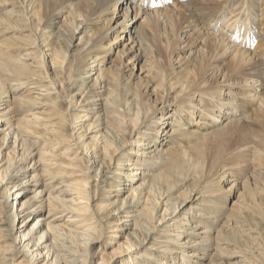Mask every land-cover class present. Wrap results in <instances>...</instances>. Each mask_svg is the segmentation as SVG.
<instances>
[{
	"label": "rangeland",
	"instance_id": "rangeland-1",
	"mask_svg": "<svg viewBox=\"0 0 264 264\" xmlns=\"http://www.w3.org/2000/svg\"><path fill=\"white\" fill-rule=\"evenodd\" d=\"M32 4L33 0H17L16 7L12 9L10 3H3L0 0V17L3 18L0 22V54H4L3 57L13 56L14 59L20 55L22 61L19 64L9 58V64L3 65L0 70V80L3 85L0 90V116L3 117L2 119L7 116L12 117L14 125L17 121L25 131L17 137V139L25 141L23 144L20 140L16 141L18 152L13 155V162L15 160L16 162L10 167L11 176L8 174L0 183V230H7L0 231V235L3 236L0 239L4 238L5 240L0 243V264H49L51 261L50 256L46 258L43 254L30 260L31 251H37L34 247H31L28 252L30 259L26 258L20 253L24 251L22 242H19L18 245L16 242L18 251L7 249V246L14 249L11 245V238L17 235L18 241L19 231H27L33 219L29 213L23 215L22 212L17 211L14 228L10 233L8 229L13 218L14 207L18 201L12 204L14 200L11 199L10 204L2 207V197L5 195L3 188L20 183L31 175L37 182L33 184L32 189L42 188L45 195L35 200V197L31 196L32 192L24 193L23 198L19 201L27 200L26 207H29L33 201H36L37 204L40 202L39 200L46 199L44 203H42L43 200L41 201L42 209L39 214H44L46 217L48 207L46 204L48 201H53L58 210L51 211L50 216L46 219H50L53 215L59 217L52 220L51 223L73 230L79 229L81 226L83 229L87 225L95 226V229L91 227L88 230L90 233L95 231V234H100L98 241L92 243L91 252L95 256L89 259L90 264H96L101 257L110 256L111 252L117 254L110 264H160L151 257L145 258V253H151V256L156 257H170L169 253H173L182 258L185 264H199L193 262L192 259H197L201 264H264V117L254 121L253 116L247 118L245 114H242L244 120L225 123L226 120L220 117L223 114L221 113L219 116L221 122L217 127L205 129L207 125L203 126V123L198 122L205 121L206 118L201 115V111L198 112L200 108H195L198 114L193 116L194 123L191 126L186 125V128L195 126L201 132L200 136L190 139V142L185 144L187 148L185 150L174 152L167 150L166 145H173V143H169L168 136L162 132L172 124L169 122L179 121V117L185 113V110L179 107L177 101L174 103L159 102L161 97L158 96L162 94L161 87L164 81L162 72H170L177 65L173 61L172 64H168V56L176 58L177 56L185 57L184 54H186L189 55L186 59L191 60L195 57L194 52L198 50V47L190 36L179 37V34L183 32L181 28H172L171 31H166L162 25H157L153 29L147 27L144 30L148 31L149 40H145L142 49L150 65H145L141 71L135 68L132 74L130 71L123 72L120 88L116 91V94L119 95L116 100L118 102L122 97L124 101L130 100L129 102L134 106L133 111L140 109V122L146 112L148 117L142 121L143 124L139 129L132 131L131 116L129 117L130 113L126 109L128 105L124 108L114 105L115 108L105 110L106 114L114 119V124L119 126L118 129L121 133L117 141L110 145L112 150L116 145L124 144V146L116 153L104 152L105 155H102V158H104V164L107 167L104 171L97 170L94 162L97 161V157L93 152L105 147L102 130L95 124H91L90 118L86 116L74 117L72 120L71 117L75 114L74 110L78 108L79 103L77 106L71 105L74 107L69 106V96L78 99L81 95L80 79L85 74L83 75L76 69L82 65L78 61L82 57V52L80 51L78 57L75 54L69 56L67 53H63L64 57L62 55L55 56L51 46H44L50 39H47V34L44 33L47 29L44 31L41 26L37 27L36 36L39 38L35 39L32 35L33 30L26 25L27 21H31L32 25L37 23ZM20 7L24 10V15L23 12H18ZM120 14L121 12L117 13L115 21L121 19ZM241 14L240 12L239 15ZM65 15L66 13H63L61 18ZM141 20L139 18L137 24ZM97 28L99 26L93 25L91 30H97ZM81 34L80 32L78 36ZM128 37L129 34L126 37L118 38L113 43L111 50L109 52L105 50L102 55L103 59L100 57L96 63L92 64L90 70L94 73L95 70L115 65L129 59V56H133L137 51L126 56V46L132 45L127 39ZM168 42L169 44H167ZM74 43L78 44L79 40L76 39ZM137 48L138 46L135 47V50ZM41 50L46 55V61H44L47 63L38 60L39 65L37 66L36 60L40 59L37 58V55ZM72 51L75 52V50ZM52 59L57 62L50 63ZM18 65L20 71L17 69ZM130 67H132L131 63ZM19 72L22 74L20 75ZM45 72L48 73L45 75ZM155 72L156 75H153ZM55 74L61 76L69 74L71 77L69 83H72L56 81V89H45V86H50L48 81H51ZM96 75L97 73L91 77ZM201 75L202 72H200ZM17 79L23 82L19 84ZM177 92L178 89L172 93L168 91L165 96L173 98ZM28 97L31 99L30 107H28L31 108L30 110L22 113L12 112V110L7 112L6 105L10 103L13 106V103L17 102L20 104ZM82 103L84 101H80V104ZM255 104L256 101L249 107ZM172 109L175 111L172 112ZM5 111L7 115L3 116L2 113ZM168 112H170V116L162 121L158 133L155 129L151 134L144 132L150 123H155L159 117ZM172 113H174V117H172ZM79 114L85 115L86 112L80 110ZM196 119H198L197 123H195ZM7 127L8 125L4 122L0 123V130L3 129L6 132L8 131L5 129ZM208 130L215 133L204 137ZM136 131L138 134H134ZM1 137L2 133H0V140H2ZM13 139L10 138L9 141ZM142 141H153L159 149H163L159 151L163 158V164H154L141 155L135 156L136 149L142 148L138 146ZM164 142L166 145H163ZM92 143L95 146H92ZM23 145L28 149L21 159ZM1 150L3 153L0 155V172L5 170L3 168L6 165L2 164L4 162L9 164L7 160L11 159V157L7 159L9 147ZM124 155L138 160V163H141V168L133 171L124 170L128 175L115 173V171H119V167L116 165L120 159H124ZM25 165L31 167L26 168ZM161 170H165L168 174L167 184L160 186L161 190L167 188V192L160 199L162 203L158 201L155 211L148 212L145 216L153 224L152 239L145 240L143 245L134 244L130 247L121 243L123 237L118 236L114 240L110 239L113 234L108 233L107 235L108 229L103 227L107 220L102 217L118 205L120 199H129L133 196V202L138 199L143 200L145 196L139 194L140 187H138L144 176L143 172L155 175ZM8 178L10 181L7 183ZM118 178L122 180V183L113 182ZM115 186H120L122 189L116 191L114 190ZM48 191L51 195H56L62 200L57 202L46 197ZM9 194L10 197L13 195L11 192ZM108 199L114 200L116 205L109 204ZM169 201H174L177 204L184 202V205L179 208L180 210L178 209L177 214L167 216L163 220L161 215ZM49 205L51 204L49 203ZM66 206H68V210L65 209ZM30 208L26 210L28 211ZM141 208L142 204L135 206V212L137 213ZM70 215L76 220L68 221ZM23 218L27 219L26 227H20V221ZM179 218L186 222V225H178V227H183L182 229L185 230L174 232L172 228L175 229L174 224ZM194 223H199V225L194 230L189 229V225ZM197 232L199 234H196ZM174 233L180 234V239L176 244H173V238H171L173 240L167 238L170 235H175ZM195 234L200 238H196ZM143 237L141 235V238ZM185 238L202 243L200 246L202 249L198 252L200 257H188L183 254V249H191V247H183L184 245L181 244ZM65 244L69 243L65 242ZM72 247L75 248V246ZM170 247L173 252L166 251L170 250ZM41 251L44 250L41 249Z\"/></svg>",
	"mask_w": 264,
	"mask_h": 264
},
{
	"label": "bare ground",
	"instance_id": "bare-ground-1",
	"mask_svg": "<svg viewBox=\"0 0 264 264\" xmlns=\"http://www.w3.org/2000/svg\"><path fill=\"white\" fill-rule=\"evenodd\" d=\"M182 1L185 2L183 3ZM2 2L10 3L13 9L16 7L17 0H2ZM32 8L37 23L32 25L31 21H27L26 25L30 26L33 30L32 35L35 39L39 38L36 36L37 27L41 26L43 30L47 29V31L44 30L46 32H43L47 34V39H50L48 40V44L44 46H51L50 48L55 56H63V53H67L69 56L75 54L78 57L80 56V51L82 52V57L78 60L82 65L76 69L82 72L83 75L85 74L80 79V84H82L81 95L78 99L69 96V106L74 104L77 106L79 103L78 108L74 110L75 114L71 117L72 120H74V117L81 118L82 116H86L90 118L91 124H95L96 127H100L102 130L105 147L96 149L93 152L94 156L97 157V161H94L97 170L101 169L104 171L105 167H107L104 164L102 155H105L106 152L116 153L124 146V144L116 145L115 149L112 150V146L110 145L117 141L121 133L118 129L119 126L116 123L114 124V119L109 114H106L105 110L114 107V105L115 107L121 106L123 108L128 105L126 109L130 113L129 117L131 116L132 131L139 129L143 124L142 121H145L148 117L146 112L140 122V109L133 111L134 106L131 105L130 100L124 101L122 97H120L121 99L118 102L116 100L119 97L116 91L120 88L119 84L120 79L123 78V72L130 71L132 74L135 68L141 71L145 65H150L142 49V44H144L145 40H149V33L144 30L147 27L153 29L157 25H162L166 31H171L172 28H181L183 32L179 34V37L185 38L190 36L198 47V50L194 52L195 57L191 60L186 59V57H189L186 54H184L185 57L177 56L176 58H170L168 56V64H172L173 61L177 65L170 72H162L164 81L161 87L162 94L158 96L161 97L159 102L174 103L177 101L179 107L185 110V113L179 117V121L169 122L172 124L162 132L168 136V138L166 137L168 142L173 143V145H166L164 142L165 144L163 145L167 146V150H172V152L185 150L187 149L185 144L190 142V139H196L200 136L201 132L195 126L186 128V125L191 126L194 123L193 116H197L198 114L195 108H200L198 112L201 111V115L205 116L207 120H200L198 122V119H196L195 123H203V126L207 125L205 129L217 127L222 117L223 120H226L225 123H235L244 120L241 116L242 114H245L247 118L253 116L254 121H258L264 117V0H33ZM23 11L21 7L18 9V12ZM118 12H121V19L115 21ZM240 12L242 13L241 15H239ZM63 13H66V15L61 18ZM139 18L142 20L137 24ZM2 19L0 17V22ZM222 19L224 20L220 23ZM200 24L201 27H199ZM93 25L99 26V28L91 30ZM212 30L214 31L212 32ZM80 32L82 34L78 36ZM128 34L129 37L127 39L130 40L132 45L124 47L126 56H129L134 51L137 52L133 56H129L127 60L118 62L115 65L112 64L106 68L102 67L93 73L90 70L92 64L96 63L100 57L103 59L102 55L105 50L109 52L113 43L118 38L126 37ZM175 36L177 37V34ZM76 39L79 40L78 44L74 43ZM136 46L138 48L135 50ZM72 50H75V52ZM3 55L0 54V70H2L3 65L9 64V58L13 59L14 62H19V64L22 62L20 55L15 59L13 56L3 57ZM37 58H40L36 60L37 66L39 65L38 60L47 63L45 62L46 55H44L43 50L37 55ZM51 62L54 64L57 61L52 59ZM130 63L132 67H130ZM17 69L20 71L19 65ZM161 69L166 70L164 68ZM200 72H202L201 76ZM1 73L3 72L1 71ZM47 73L45 72V75ZM96 73L97 75L92 78L91 76ZM19 74L21 75L22 72H19ZM153 75H156V72ZM70 80L69 74L65 76L55 74L54 78L48 81L50 86H45V89H56V81H66L67 84H71L72 82L69 83ZM22 82L19 81V84ZM2 87L3 85L0 80V90ZM154 87L156 88V86ZM177 89L178 92L175 97L169 98L165 96V94H168V91L172 93ZM65 95L68 96V94ZM30 100V97H28L26 101L20 104L18 102L13 103V106L9 103L6 105L7 112L12 110V112L22 113L30 110L31 108H28L31 104ZM80 101H84V103L80 104ZM254 101H256V104L249 107ZM80 110L81 112H86V114L80 115ZM174 111L175 109L172 112ZM7 112H3V116H6ZM221 113L223 114L221 115ZM163 115L155 123H150V126L144 132L151 134L153 133V129H155L156 133H158L160 130L159 126L164 119L170 116V112ZM171 115L174 117V113ZM2 118L0 116V123L4 122L8 125L5 128L8 131L0 130V133H2L0 155L3 153L2 148L9 147L7 159L10 157L11 159L7 160L9 164H6V162L2 164L6 166L3 168L5 170L0 172V183L8 174L11 176L10 167L16 162V160L13 162V155L18 152L16 141L20 140L17 137L19 134L25 132L17 121L14 125L12 117L7 116L4 119ZM213 133L215 132L208 130L204 137ZM134 134H138V131ZM10 138L14 139L9 141ZM20 141L23 144L25 140ZM93 145L95 146L94 143H92ZM138 146L142 148L136 149L134 152L135 156L141 155V157L143 156L151 160L154 164L164 163L159 153L163 149H159L155 142L142 141L139 142ZM27 149L28 147H24L23 145V156L21 159H23ZM140 165L141 163H138V160L124 155V159H120L117 163L116 166L119 167V171H115V173L128 175L124 170H138L141 168ZM25 167L31 166L25 165ZM143 175L138 187H140L139 194H143L145 198L143 200L138 199L136 202H133V196L129 197V199L123 198V200H119L118 205L115 204L114 200L110 201L108 199L109 204L116 206L102 217L107 220L103 225L105 229H108L107 235L108 233L113 234H111L112 236L110 237L112 238L110 239L114 240L118 236L123 237L121 243L129 247L134 244L137 246L143 245L145 240L152 239L153 224L145 216L146 213L155 211L158 201L162 203L160 199L167 192V188L161 190L162 188L160 187L161 184L165 186L168 181V174L165 170H161L160 173L155 175L144 171ZM122 176L124 177V175ZM33 177L31 175V177L22 180L20 183H14L9 187L3 188L5 195L2 197V207L10 204L12 202L11 199L14 200L12 204L18 201L15 207L13 205L15 210L8 229L10 233H12L11 231L14 228L17 211L19 213L22 212L23 215L29 213L32 216L31 219H33L27 231H19L18 241L17 235L11 238V245L14 249H10L8 246L7 249L18 251L16 242L17 245L19 242H22L24 251L20 253L26 258H29L28 252L31 247L37 249L35 252L31 251L32 257L31 259L29 258L30 260L43 254L46 258L50 256L51 261L49 264H90L89 259L95 256L91 252V246L93 242L98 241L100 234H95V231L90 233L88 230L91 227L95 229V226L87 225L83 229L80 225V230H73L51 223L52 220L59 217L58 215H53L50 219H46V217L50 216L51 211L58 210L53 201H48L46 204L48 206L46 217H44V214H39L42 209L41 201L43 199L39 200L40 202L37 204L36 201H33L29 207H26L27 200L19 201L23 198L22 195L24 193L32 192L31 196L33 195L35 200L45 195L42 192V188L32 189L33 184L37 183ZM10 178L7 179V183L10 181ZM113 182L122 183V180L118 178ZM121 189L120 186L114 187L116 191H120ZM8 192H11L13 195L10 197ZM46 197L52 198V200L57 202L62 200L57 198L56 195H51L49 191ZM168 198L171 199L170 196ZM183 203L177 204L174 201H169L162 212L161 219L165 220L167 216L177 214L180 210L179 208L183 207ZM141 204L142 208L136 213L134 207ZM28 208L30 209L27 211L26 209ZM65 209L68 210V206ZM67 220L72 222L76 219L70 215ZM20 223V227H26V224H28L25 218ZM178 225H186V222L181 221L180 218L177 219V222L174 224L175 229L172 228L174 232L185 230L182 229L183 227H178ZM198 225L199 223L189 225V229L194 230ZM0 231L7 230L1 229ZM174 234L167 238H173L174 240H171L174 241L173 244H176L180 239V234ZM196 234L199 233L197 232ZM141 235L144 237L141 238ZM1 237L3 236L0 235ZM196 238L200 237L196 235ZM3 241H5L4 238L0 239V243ZM65 242L69 244L66 245ZM181 244L184 245H182L183 247H191V249H183L184 255L188 257L201 256L198 253L202 249L200 241H190L185 238ZM72 246H75V248L73 249ZM38 248L40 249L38 250ZM171 248L166 251L173 252ZM41 249L44 251H41ZM163 250L165 251V248ZM116 254V252H111L110 256L101 257L96 264H110ZM169 254L170 257L151 256V253H145L144 256L145 258L151 257L160 264H185L182 258L173 253ZM192 261L201 264L197 259H192Z\"/></svg>",
	"mask_w": 264,
	"mask_h": 264
}]
</instances>
